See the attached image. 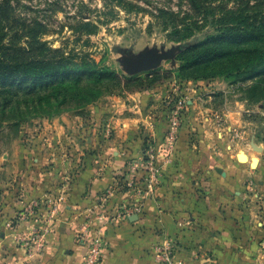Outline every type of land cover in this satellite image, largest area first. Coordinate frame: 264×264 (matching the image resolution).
Wrapping results in <instances>:
<instances>
[{"label": "crops", "instance_id": "0c3cea01", "mask_svg": "<svg viewBox=\"0 0 264 264\" xmlns=\"http://www.w3.org/2000/svg\"><path fill=\"white\" fill-rule=\"evenodd\" d=\"M172 90L173 99L167 101ZM176 93L173 85L158 84L146 90L148 97L135 93L122 101L123 112L111 103L119 114L109 123L115 134L99 147L92 145L93 150L70 143L67 135L76 120L69 117L66 123H49V139L42 142L41 135L36 140L42 144L21 146L22 158L8 163L14 175H0V264H83L86 231L106 240L99 264H159L156 248L167 241L177 247L176 264H262L261 205L247 201L242 179L228 169L230 162L227 167L218 161L226 151L224 135L217 141L205 126L196 128L197 117L189 114L174 150H163ZM186 102L188 108L191 101ZM144 153H155L162 176L142 213L87 228L88 217L102 203L115 214L119 206L137 201L134 191H118L116 183L130 161ZM35 202L39 208L29 212ZM36 232L43 233L44 247L31 255L20 239Z\"/></svg>", "mask_w": 264, "mask_h": 264}, {"label": "rangeland", "instance_id": "374dc122", "mask_svg": "<svg viewBox=\"0 0 264 264\" xmlns=\"http://www.w3.org/2000/svg\"><path fill=\"white\" fill-rule=\"evenodd\" d=\"M9 1L18 19L17 25L28 27L30 24L52 47L86 54L107 65L113 74L101 83V97L85 108H71L51 117L36 114L21 117L14 113L5 116L0 106V175L3 178L14 175L8 163L22 158L21 146L32 148L49 139V123L56 120L66 123L64 117L74 118L76 122L67 135L68 140L72 145H88L93 150L95 145L99 147L115 134L109 123L119 114L112 110L116 108L111 103L119 105V112H123V102H129L132 94L148 97V88L173 85L177 89L175 98L191 101L182 112L185 118L189 114L197 117L194 126H205L216 134L219 142L224 135L226 151L218 161L225 166L230 162L228 169L234 177L242 179L247 201L261 205L264 218V26L260 24L264 21V0H194L196 9L191 0ZM223 23H232L237 28L233 36L244 34L247 38L224 40ZM217 27L222 29L218 32L220 37L210 43L223 45V49L229 45L228 49L215 51L200 63L192 64L187 47L204 41L217 32ZM3 31L0 29V36ZM170 50L175 51L174 57L138 74H130L122 60L125 55L141 58L145 52ZM195 50L190 54L199 49ZM172 94L173 90L164 99L172 101ZM3 99L6 98L1 97L0 103ZM190 120L194 124L192 117ZM95 133L100 134V139H93ZM41 135L43 141L36 142ZM241 152L250 157L247 162L238 159ZM144 157L145 153L130 162ZM253 159L258 164L253 165ZM136 172L142 175L138 169ZM39 206L29 210L36 212ZM87 222L93 228L96 215L90 214Z\"/></svg>", "mask_w": 264, "mask_h": 264}, {"label": "trees", "instance_id": "16d2710c", "mask_svg": "<svg viewBox=\"0 0 264 264\" xmlns=\"http://www.w3.org/2000/svg\"><path fill=\"white\" fill-rule=\"evenodd\" d=\"M191 2L196 9L194 0ZM16 22L10 1L1 2L0 29L5 33L0 36V98L6 99L0 106L5 116L14 113L21 117L27 114L51 117L71 108H85L101 97V83L113 74L107 65L86 54L54 48L37 35L35 27ZM223 24L224 40L247 38L244 34L233 36L237 28L232 23ZM260 24L263 27L264 21ZM216 31L204 41L187 47L192 64L200 63L215 51L228 49L229 45L223 49V45L210 43L220 37L218 32L222 29L217 27ZM195 49L199 50L190 54Z\"/></svg>", "mask_w": 264, "mask_h": 264}, {"label": "built area", "instance_id": "2783aa9c", "mask_svg": "<svg viewBox=\"0 0 264 264\" xmlns=\"http://www.w3.org/2000/svg\"><path fill=\"white\" fill-rule=\"evenodd\" d=\"M185 109L186 100L183 98L178 99L177 106L170 115L169 130L164 138L163 150L166 152L173 151L176 146L180 128L184 122L182 112ZM136 169L142 172V175L138 174ZM161 176V168L155 158V153H147L140 161L130 162L125 174L118 177L116 188L118 191L131 189L134 191L137 201L119 206L115 214L107 210L103 203L97 207L95 206L98 209L96 222H114L116 218L127 220L141 214L147 197L155 192ZM37 205L35 202L32 207ZM87 228H90V224ZM86 233L87 231L82 234L84 236L83 242L87 249L83 264H99L104 258L107 247L106 240L100 236L93 237L86 235ZM20 243L31 255L40 254L44 247L43 233L36 232L30 237L22 238L20 239ZM176 251L177 247L175 243L167 241L156 248V259L159 264H176Z\"/></svg>", "mask_w": 264, "mask_h": 264}, {"label": "water", "instance_id": "95a60500", "mask_svg": "<svg viewBox=\"0 0 264 264\" xmlns=\"http://www.w3.org/2000/svg\"><path fill=\"white\" fill-rule=\"evenodd\" d=\"M175 51L170 50V51H153V52H145L143 57H137L134 55H125L123 57V63L125 65L126 70L130 74H138L141 72L145 71H150L153 68L157 67L163 60H168L172 57H174ZM252 145L257 148L262 150L261 147H258L255 143H252ZM241 155L239 154V158L241 159ZM253 165L258 164L257 159H253ZM218 171L222 174H226L221 168H218Z\"/></svg>", "mask_w": 264, "mask_h": 264}, {"label": "bare ground", "instance_id": "6f19581e", "mask_svg": "<svg viewBox=\"0 0 264 264\" xmlns=\"http://www.w3.org/2000/svg\"><path fill=\"white\" fill-rule=\"evenodd\" d=\"M241 159L239 158L238 156V159L241 161V162H247L249 160V156L246 154V153H243L241 152Z\"/></svg>", "mask_w": 264, "mask_h": 264}]
</instances>
